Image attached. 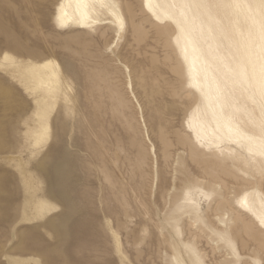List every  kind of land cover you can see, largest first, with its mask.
<instances>
[{"label": "rangeland", "instance_id": "374dc122", "mask_svg": "<svg viewBox=\"0 0 264 264\" xmlns=\"http://www.w3.org/2000/svg\"><path fill=\"white\" fill-rule=\"evenodd\" d=\"M60 1L0 0V264H264V225L230 219L244 191L264 199V168L235 145L204 160L182 141L199 99L172 26L141 0L59 25ZM185 186L209 195L190 212Z\"/></svg>", "mask_w": 264, "mask_h": 264}, {"label": "bare ground", "instance_id": "6f19581e", "mask_svg": "<svg viewBox=\"0 0 264 264\" xmlns=\"http://www.w3.org/2000/svg\"><path fill=\"white\" fill-rule=\"evenodd\" d=\"M101 2L61 0L55 19L59 25L70 23L80 29L90 27L98 23L90 8L98 10V3ZM127 10L132 14L129 7ZM141 10L154 20H164L172 26L171 43L186 73L184 85L199 99L187 112L185 127L189 138L185 137L182 141L194 147L196 154L204 160L215 152L223 151L235 157V148L230 146L235 145L251 158L254 168H264V0H141ZM115 16L114 25L122 26L119 16ZM249 104L257 108L255 110L259 115L256 118L248 117ZM245 117L249 124L245 122ZM44 131L33 133L36 142L44 140ZM196 193L209 196L201 188L185 186L183 189L182 207L189 212L197 208L194 200ZM234 203L241 213L230 218L235 227L248 225V221L242 220V215L249 221L264 225V199L254 198L244 191ZM218 222L221 225L224 223L220 217ZM181 255L184 256L183 253ZM196 257L191 253L189 263L201 264ZM172 260L173 264H184L175 255Z\"/></svg>", "mask_w": 264, "mask_h": 264}]
</instances>
